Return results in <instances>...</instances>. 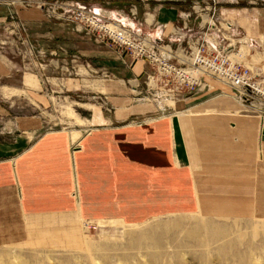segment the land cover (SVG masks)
Returning a JSON list of instances; mask_svg holds the SVG:
<instances>
[{
	"label": "rangeland",
	"instance_id": "rangeland-1",
	"mask_svg": "<svg viewBox=\"0 0 264 264\" xmlns=\"http://www.w3.org/2000/svg\"><path fill=\"white\" fill-rule=\"evenodd\" d=\"M136 1L0 0V62L19 87H0V148L16 143L22 119L38 122L28 131V147L64 133L73 159L95 127L172 118L194 202L183 204L174 182L165 185L164 196L156 195L167 200L162 210H190L140 222L24 218L22 229L0 232V264H264V92L247 89L243 96L208 69L193 66V55L202 49L205 58L227 68L248 69L251 82L264 91V42L249 45L251 22L226 17L228 1L234 8L251 6L248 14L256 17L248 18H257L255 34L264 41V0H183L176 5L186 17L165 42L113 19L118 11L138 21ZM23 75L34 77L28 82L32 91L24 89ZM119 90L132 108L145 111L116 120L127 100L114 96ZM96 116L104 122L93 124ZM164 154L162 165L169 168ZM10 155L0 154V162ZM156 195V202L163 200ZM73 196L77 201V184ZM6 201L9 211L0 218L19 219L0 223H20L14 200Z\"/></svg>",
	"mask_w": 264,
	"mask_h": 264
},
{
	"label": "crops",
	"instance_id": "crops-1",
	"mask_svg": "<svg viewBox=\"0 0 264 264\" xmlns=\"http://www.w3.org/2000/svg\"><path fill=\"white\" fill-rule=\"evenodd\" d=\"M182 1L137 0L138 21L126 18L118 11L111 16L119 24H130L136 32H142L153 41H170V29L180 25L186 17L179 8L180 4L176 5ZM228 5L232 7L227 9V14L225 12L227 18L231 16L241 22H251L246 26L249 45L255 42L256 45L263 44L262 38L255 34L257 18L251 20L256 16L248 14L251 6L234 8L232 1H228ZM0 75V87H8V92L19 90L15 86L18 82L15 75L8 71L4 62H0ZM1 78L10 83L2 82ZM32 79V76L29 79L24 75L20 77L25 90L32 89L28 85ZM111 88L119 89L115 85H111ZM115 93L119 95L114 96L127 97L125 106L119 107L116 112V120L129 118L134 111H145L143 107L132 108L126 91ZM126 106L130 111L123 109ZM162 119L157 118L147 125L136 127H95L91 134L83 138L82 151L77 152L73 159L69 155V140L64 133L48 135L28 147V131L38 127V122L22 119L19 122L22 135L16 143L8 150L0 148V154L13 156L0 162V212H8L6 199H13V207L20 213V223H0V232L17 226L22 229L24 218L28 223L42 218L69 216L140 222L177 211H189L190 206L181 210H170L166 206V209H160L161 205H167V200L156 194L164 196L168 190L165 186L167 183L174 182L175 191L184 193L181 197L183 204L192 203L194 197L188 169L180 166L183 155L176 146L174 122L172 118ZM92 122L97 125L104 120L96 116ZM179 124L183 134V124ZM163 154L170 157L171 167L162 165ZM174 183L170 190L174 191ZM75 184L78 188L77 201L73 199ZM153 195H156L155 199L163 200L156 202ZM15 219L19 218L8 214L0 218V222ZM8 234L17 235V232L10 231Z\"/></svg>",
	"mask_w": 264,
	"mask_h": 264
},
{
	"label": "built area",
	"instance_id": "built-area-1",
	"mask_svg": "<svg viewBox=\"0 0 264 264\" xmlns=\"http://www.w3.org/2000/svg\"><path fill=\"white\" fill-rule=\"evenodd\" d=\"M214 27H217V23L214 22ZM219 27L222 28L221 23H218ZM234 32V31H233ZM194 63L193 66L203 67V69H208L211 75H215L218 79L223 80L230 87L237 90L238 93L245 96L246 90L251 89L256 93H263L258 85H255L251 82L250 73L248 69H243L238 66H231L230 68L225 67L223 62L217 61L214 62L210 58H205L202 55V49H198L197 53L193 55ZM204 62L208 65L206 68ZM236 64V63H235ZM174 70V68H172ZM215 69L219 71H214ZM180 70V69H179ZM179 70L177 75H179ZM206 71V70H205ZM186 78V77H185ZM188 79V78H187Z\"/></svg>",
	"mask_w": 264,
	"mask_h": 264
}]
</instances>
